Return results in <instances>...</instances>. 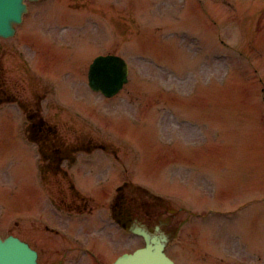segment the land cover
Segmentation results:
<instances>
[{
  "label": "rangeland",
  "instance_id": "obj_1",
  "mask_svg": "<svg viewBox=\"0 0 264 264\" xmlns=\"http://www.w3.org/2000/svg\"><path fill=\"white\" fill-rule=\"evenodd\" d=\"M208 1L210 3L209 5L206 4L205 7H200L195 0H190L184 6L181 0H50L44 5H33L32 13L25 26L27 28L25 31V27L23 28V38L20 42L24 41L23 39H27L34 41L38 46L44 45L36 36H38V30L45 26L47 28H42V30H47V33L51 32L54 36L60 38L56 27L61 25L60 22H67L66 14L70 16L69 11L76 13L74 15L70 12L75 16L73 19L75 23H79L82 20V17L79 15L94 16L89 20L91 24L88 27L80 25L72 27V30L77 33V38L84 39L91 47H94L96 55L100 53H114L126 57L132 66L134 74L138 77V79H133L130 88L127 87L111 101H107L100 95H97L94 101L95 104L93 105V111L97 113V117L91 116L93 120L96 118V121L94 120L96 124L92 125V129L78 125H72L73 127L67 129L68 127L65 125L69 124L67 122L63 125L64 133L67 131L69 134L66 136L67 144L84 145L90 142L93 144L95 139H97L96 133H98L101 138L107 137L121 148L120 157L117 158L112 155L117 160L111 157L113 166H115L112 171L105 170L102 172V170L93 169L94 166H82L81 170H86V175L83 173L86 176L84 178L89 179L88 183L93 185L94 188H100L99 184L101 183L105 186L108 182L114 187L125 180L128 175V180H131L132 184H136V180L141 179L144 182L145 180L151 181L152 185H149V188L150 186L152 188L155 186L153 189L158 190L160 195L166 193L165 191L168 190L165 186L175 191H187L190 196L194 195L193 197L197 199L198 206H195L196 212H203L204 208H212L210 206L214 203L222 204L221 207L228 209L233 206L234 201L244 202L243 199L246 197L235 200V195L253 191L255 194L264 193V113L260 114V109L263 110L264 106L259 104L258 92L260 84L256 81L255 76L252 74V69L248 66L246 60L242 59L239 52L219 44L220 37L228 39L231 44H233L232 40H236L237 38L243 41L245 45L247 44L245 47L257 50L255 46H252V39L247 37L251 34V29L249 30L248 25H244L239 20L241 14L247 11H236V8L233 9L235 7L232 5L233 3L227 0H225V5L217 2H222V0ZM230 5L233 7L229 8ZM251 8H255L252 15ZM251 8L250 12L248 11L250 20L254 16L260 20L255 19L253 22H250L249 26L252 25L253 27L250 28L252 30L264 28V10L258 9L257 4H253ZM92 12L97 15L92 14ZM45 15L49 18H46ZM214 17L217 20H214ZM40 18L45 25L41 24ZM220 20H225L226 23L230 24L228 32L220 31L218 34L217 22H220ZM260 21L262 23L261 26L255 28ZM204 34L208 36H203ZM207 42L208 46L215 44V49L208 55V59L204 57L202 52L206 48L205 44ZM159 43L167 46L153 51L152 49L155 48V45L156 48L160 47ZM14 44L16 42H13V40L0 41V64L2 63L10 71V84L12 88L18 90L20 87H17L16 82L13 80L15 74L12 73L14 68H17L15 64L17 61L11 55L13 49L17 55L16 49L18 45L16 47ZM167 50L171 52V56L169 57L177 63L183 60L189 61L186 64H179V69L185 70L184 76H178V73H175L172 67L166 66V64H169L166 62L167 58L165 57ZM261 52L264 51L257 50L253 53L260 54L264 58ZM89 54L91 58L92 52ZM89 57L86 56V61H84L83 57L82 64L80 62L79 64L88 68L90 64ZM202 59L205 60L202 62ZM201 62L202 64L195 73L187 72L192 71V63ZM13 64L15 65L13 66ZM258 66L261 70H264V64L261 59L258 62ZM86 72V69L85 71L81 69L78 83L89 91L84 79ZM228 74L231 76L229 79ZM223 76L225 77L224 86H221L220 80ZM230 79L231 81L227 84V81ZM210 83L211 85L207 86ZM132 92L138 93L141 96L140 100L144 102L141 113H139L137 108L142 103H139L137 98L132 97L135 96ZM219 92L218 109L225 112V115H222V117L226 120H208L209 126L211 128L217 127L220 132L212 134L210 139L208 134L210 144L206 143L207 146L204 147L203 151L194 153L199 156V159L188 160L181 153V149L179 151L177 148H174L169 151L164 147L167 146L166 140L169 137L179 134L181 129H184L183 123L186 122L185 115H177V118L180 120H175L174 126L177 129L169 126L170 121L163 123L167 126V129L165 128L166 136L163 139V143L166 145L158 147L153 144L150 130L153 124L154 129L155 123L159 121L161 115L156 116L154 111L145 108L148 100H155L161 104L160 106L171 107L174 109V112L178 110L187 111V106H189L190 109H188L196 112V116L199 117L200 114L205 117V113L200 110L204 106V103L203 105L201 104V98L204 95L209 96L212 93L218 94ZM80 95L84 94H79L75 98L80 99ZM146 97L149 98L146 99ZM213 103L216 104L215 102ZM245 104L247 106H244ZM83 109L86 113L91 114L92 108L90 111L87 107H83ZM46 112L50 115L52 109H48ZM57 114V110L55 109V115ZM123 114L129 115V120L135 124L126 127L129 131H134L130 132L131 136L135 139L133 142L130 139H123L121 137L115 141L112 137L113 135L117 137V132L114 133L113 131V125L117 121L125 119ZM252 114L253 118H258L253 119V121H257V128L248 124L249 121H252L248 119ZM61 115L64 116V121H66V118H68L67 113L66 115L64 113ZM236 120L238 121V127ZM240 120H243V125H240ZM84 122L87 123L88 121ZM197 122L201 123L200 120H197ZM86 123L83 124L86 125ZM139 123L142 124L139 125ZM80 128L92 131V137L89 135H86L87 138L78 136V134H81V131L78 130ZM170 128L175 134L168 131ZM187 128L188 133L185 130L187 136L192 139L200 138L199 130H197V127L192 122L187 125ZM234 128L237 130H234ZM3 130L0 137V195H8L10 193V200L4 205L0 204V225L10 223L16 217V212L22 210L20 205L23 207L25 204V194L32 190L27 194L31 196L33 190H35L31 154L27 149H24L21 155L17 154L23 147L16 139L23 138V133L17 136L14 135V132L7 131L8 128L3 127ZM253 131H256L257 135L254 136ZM200 136H202V132ZM224 141L228 146L222 144ZM135 144L140 149L137 165L141 171L145 172L143 174L134 168L135 162L131 161L139 154ZM229 146H232L231 150L228 149ZM78 149L80 150V154L81 151H86L85 147ZM157 149L160 150V154L157 153ZM5 150L8 152L3 153ZM100 152L102 151H95L93 155ZM204 156H206V159H204ZM22 159L24 160L21 161ZM89 159L83 161H88ZM246 159L247 161H245ZM17 160L21 161V163L17 162ZM178 161L201 171L202 178L197 179V183L194 179V184L184 176L180 179L179 176H182V173L179 170L180 165L178 164V177L168 180L167 178L174 176L171 173L172 167L175 162L179 163ZM124 164L128 173L121 171L123 170L121 165ZM242 164L246 166L244 170L246 174H253L252 179L245 184H242L238 180L244 175L230 168L232 166L238 168ZM223 167L225 170L224 176L220 177L219 172L222 171ZM213 173L219 175L221 180ZM235 173L236 177L234 178ZM105 176H110L111 179ZM211 177L220 186L215 184ZM235 184L237 194H228L227 192L231 191ZM109 196L107 194L101 201L99 198H96V200L104 202L106 198L109 199ZM150 197L153 198L152 196ZM175 203L177 208L182 207L177 201ZM32 206H34L33 203ZM263 206L259 204L250 210L256 209L259 212ZM4 210L10 211L9 213L8 211L5 213ZM39 211L41 212L39 215L43 216V214H46L53 222L56 223L58 221V217L54 211H48L46 208H40ZM193 211L194 209L191 212L189 211V215L186 217L187 223L182 226L178 235H176L180 241H176L168 248V252L175 256L179 264H220L218 263L220 261L218 257H223V255L218 250L229 252L231 255L235 253L240 255L245 254L248 258H250L251 252H255L256 254L262 252V248L264 247V213L262 215L256 213L253 216L252 212L249 213V210L245 212V217L247 216L254 223L253 226L257 227L256 234L253 231L255 228L252 227H248L249 232L245 228L242 232L238 231L237 229L240 227L237 224L239 223L236 220L237 216H208L204 214L205 216L202 218L192 213ZM163 216L167 217L166 215ZM67 221L72 225L69 220ZM181 221H183L182 215ZM84 223L88 224L91 228H102V224L96 219H87ZM26 226H16L9 231L14 234L18 232L22 234L21 236L30 238L27 232L28 227ZM7 228V226L0 228L5 235L9 232ZM102 234L105 236V233L98 235L101 236ZM84 235L90 236L87 237L88 240L93 237V234ZM124 235L125 233L119 231L115 237L117 243H120ZM111 236L113 237L114 235L111 234ZM244 237L253 240L248 242ZM107 239L105 236L103 241ZM88 240L86 243H88ZM93 245L94 250L102 256L105 262H110L117 254L124 250H132L136 246L131 239L129 241L122 240L118 247L114 246L113 248L111 245H108L109 249L98 246L96 243ZM61 253L60 249L50 248L49 254L47 255L46 252L44 254V261L58 264ZM223 263L225 264L226 262ZM249 263L260 264L254 258Z\"/></svg>",
  "mask_w": 264,
  "mask_h": 264
},
{
  "label": "water",
  "instance_id": "obj_2",
  "mask_svg": "<svg viewBox=\"0 0 264 264\" xmlns=\"http://www.w3.org/2000/svg\"><path fill=\"white\" fill-rule=\"evenodd\" d=\"M7 5H8V3L5 2V6H7ZM5 6H4V9L6 10ZM14 6H15V8L17 9V13H18V12L20 11V7H19L16 3H14ZM15 15H16V12H15ZM11 19H12V17H5V18H2V24H3V27H2V28H4V30L8 29L9 24H8L7 22H8L9 20H11ZM119 85H120V82H115V83L113 84L112 89H113V90H116V89L119 87ZM150 249H152V247H150ZM153 264H156V263H153Z\"/></svg>",
  "mask_w": 264,
  "mask_h": 264
}]
</instances>
